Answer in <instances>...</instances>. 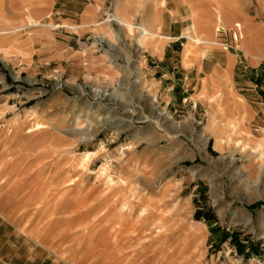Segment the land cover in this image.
<instances>
[{
  "label": "rangeland",
  "instance_id": "rangeland-1",
  "mask_svg": "<svg viewBox=\"0 0 264 264\" xmlns=\"http://www.w3.org/2000/svg\"><path fill=\"white\" fill-rule=\"evenodd\" d=\"M35 1L0 0V264H264V0Z\"/></svg>",
  "mask_w": 264,
  "mask_h": 264
},
{
  "label": "bare ground",
  "instance_id": "bare-ground-1",
  "mask_svg": "<svg viewBox=\"0 0 264 264\" xmlns=\"http://www.w3.org/2000/svg\"><path fill=\"white\" fill-rule=\"evenodd\" d=\"M44 3H46V0H36L35 1V6L32 8V7H30V6H28V7H25V15H27V17H26V19L28 20V23H27V25H28V27H36L37 25H39L40 24V22L38 21V20H36V19H34L33 17H32V14H31V12H36V11H38L37 13H40V12H43L44 11V9H43V7H44ZM30 5V4H29ZM117 10V9H116ZM115 10V12L112 14V17L116 20V22L121 26V27H123V28H127L128 30H131L133 27H134V24H132L131 23V20L128 18V17H126V16H124L123 14H120L119 13V11L117 12ZM31 11V12H30ZM197 12V11H196ZM219 12H220V9H219ZM44 14V13H43ZM41 15V14H40ZM193 15H194V12H193ZM196 15V14H195ZM39 16V15H38ZM153 17H155V16H153ZM156 19V18H155ZM138 28V30H139V36H140V38H139V44H138V49H140V48H142V47H144V46H146V44L148 43V42H150V44L151 43H157V41L158 40H155V38L156 37H158L159 36V30L161 29L158 25H154L152 22H150V21H148V20H143V22L137 27ZM196 31V27H195V25H191L189 28H187L186 29V33H185V36H186V38L189 40V44L187 45V47H186V49H185V51H184V58L185 59H187V58H190V57H195V58H197V59H201L202 58V55H203V53H201L200 55H195L194 53H195V50H196V46L198 45H193V44H191V42H196V41H198V40H200V39H198V40H196V37L194 38L193 36H192V34L194 33ZM138 33V32H137ZM197 36V35H196ZM206 36V39L204 38L203 39V43H209V44H211L213 41H210L209 40V34H206L205 35ZM198 38V37H197ZM155 41V42H154ZM147 42V43H146ZM198 43V42H197ZM201 43V42H200ZM111 47H114V43L112 44V46ZM194 48V49H193ZM257 57V56H256ZM255 57V58H256ZM257 58H259V57H257ZM128 60H130V58H128ZM219 67V66H218ZM134 70H136V68L135 67H131L130 68V72H134ZM209 79L211 80H204V88H205V90H209L210 91V88H211V92L210 93H212V95L214 94V95H219V94H223L224 92H226L227 91V93L228 92H230V90H231V80H230V70H229V68H226V69H215L213 72H212V74L209 76ZM208 82V83H205V82ZM210 81V82H209ZM229 94V93H228ZM227 94V95H228ZM211 98V97H210ZM244 105L243 104H240V102H234V100H233V102L229 105V106H227V107H225L224 109L226 110V111H229V110H232V111H235L234 113H238L239 114V112H240V109L243 107ZM238 111V112H237ZM234 115V114H233ZM241 119V118H240ZM230 123H232L233 124V126L237 129V128H239L238 127V125H240V123H241V121L239 120V118H236L235 119V121H232V122H230ZM237 125V126H236ZM219 131V130H218ZM227 133V132H226ZM220 135V134H219ZM65 191H67V189L65 190ZM69 193V192H68ZM30 194V193H29ZM62 195V194H61ZM38 196V195H37ZM36 196V197H37ZM70 199V198H69ZM78 202V201H77ZM75 204H76V202H75ZM68 205V204H67ZM141 212V211H140ZM139 212V213H140ZM144 212V210L142 211V213ZM136 223L137 224H139L140 226H136L135 228H134V231H136V234H134V235H131L130 237H128V238H126L125 240H124V242L125 243H127L128 244V241H131L132 239H136L138 236H139V233L142 231V230H144V228H143V219L142 220H137L136 221ZM116 226H119V225H116ZM135 226V225H134ZM150 227L152 228V225H150ZM154 227V226H153ZM156 229V228H155ZM119 230V229H118ZM115 238H117L116 237V235H115ZM114 240H116V239H114ZM112 243H113V241H112ZM132 243V242H131ZM100 244V243H99ZM113 245V244H112ZM114 246V245H113ZM118 246H120V244H115V246L114 247H118ZM121 246H123V245H121ZM120 246V247H121ZM153 247V246H152ZM143 248V247H142ZM171 254H173V252L171 253ZM131 255V254H130ZM117 258V257H116ZM164 258V257H163ZM167 258H168V256H167ZM161 263V262H160Z\"/></svg>",
  "mask_w": 264,
  "mask_h": 264
},
{
  "label": "crops",
  "instance_id": "crops-1",
  "mask_svg": "<svg viewBox=\"0 0 264 264\" xmlns=\"http://www.w3.org/2000/svg\"><path fill=\"white\" fill-rule=\"evenodd\" d=\"M16 3H17V4H19L20 2H19V1H17ZM4 220H5V219H4ZM0 261H1V260H0Z\"/></svg>",
  "mask_w": 264,
  "mask_h": 264
}]
</instances>
